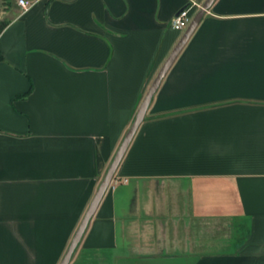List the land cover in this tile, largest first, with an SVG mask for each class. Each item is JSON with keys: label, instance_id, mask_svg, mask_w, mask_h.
<instances>
[{"label": "crops", "instance_id": "1", "mask_svg": "<svg viewBox=\"0 0 264 264\" xmlns=\"http://www.w3.org/2000/svg\"><path fill=\"white\" fill-rule=\"evenodd\" d=\"M207 1L13 12L0 33V264H60L187 30L170 21ZM203 14L69 264H264V0H214ZM238 219L245 242L201 254L200 228Z\"/></svg>", "mask_w": 264, "mask_h": 264}, {"label": "water", "instance_id": "2", "mask_svg": "<svg viewBox=\"0 0 264 264\" xmlns=\"http://www.w3.org/2000/svg\"><path fill=\"white\" fill-rule=\"evenodd\" d=\"M213 2H214V0H208L206 2V4L201 8V10L198 11V13H196L197 15L190 21V23L188 24V27L186 28L187 30L183 34L182 38L179 40L178 46L168 56V59L162 65L161 69L158 71L156 78L154 79L152 84L149 86L150 88L148 89L143 100L141 101L142 103H141L140 107L138 108V110L135 114L134 121L131 124L130 128L128 129L126 136L121 141V144H120L121 146L119 147V149L117 150V152L113 156L112 162L109 165V167L105 173L106 175L104 176L103 180L99 184V186L97 188L98 190L95 193L94 198L90 202L91 204L89 205L85 214L83 215L82 220H81L78 228L75 231L76 233L74 234L71 242L69 243L67 251L64 254L63 258L61 259L60 264H69L70 263V259L73 255V253L75 252V250L77 249L78 244L80 243L83 234L85 233L84 231H85V229H86V227H87V225L91 219L92 214L95 212V209L99 205L100 200L102 199V197L104 196V194L108 190V185L111 182V180L113 179V177L115 175L114 173H115L116 169L118 168V166L120 165L124 153L126 152L128 147L130 146L129 144L132 141V139L134 138L139 124L145 118L144 115L148 109L150 99L153 96V94L156 92V90L158 89V86L161 82V79L164 77V75L166 73L165 71L175 61V57L180 52V50L184 47L189 36L195 30L194 28L197 26L198 22L202 19V16L204 15L203 13L212 5Z\"/></svg>", "mask_w": 264, "mask_h": 264}, {"label": "rangeland", "instance_id": "3", "mask_svg": "<svg viewBox=\"0 0 264 264\" xmlns=\"http://www.w3.org/2000/svg\"><path fill=\"white\" fill-rule=\"evenodd\" d=\"M19 8L17 6V0H0V23L8 21L13 15V12ZM20 9V8H19ZM241 225V226H240ZM240 227L243 226V221L238 219L237 221L228 220L218 221L215 220L214 226L209 228H200L199 241L201 242V254L208 252L224 253V251L233 250V241L244 233V230ZM197 229L193 231L195 233ZM183 238L185 240L190 239L192 230L184 228L181 230ZM233 240V241H232Z\"/></svg>", "mask_w": 264, "mask_h": 264}, {"label": "built area", "instance_id": "4", "mask_svg": "<svg viewBox=\"0 0 264 264\" xmlns=\"http://www.w3.org/2000/svg\"><path fill=\"white\" fill-rule=\"evenodd\" d=\"M37 0H17V6L21 10H28ZM191 15H189L188 9L180 10L173 16L170 21V29L175 31H184L190 23Z\"/></svg>", "mask_w": 264, "mask_h": 264}, {"label": "trees", "instance_id": "5", "mask_svg": "<svg viewBox=\"0 0 264 264\" xmlns=\"http://www.w3.org/2000/svg\"><path fill=\"white\" fill-rule=\"evenodd\" d=\"M8 22L7 21H3V23H0V33L3 31V29L7 26ZM248 235H244L242 236L240 239H238V244H241L243 242H245L246 238H247Z\"/></svg>", "mask_w": 264, "mask_h": 264}]
</instances>
